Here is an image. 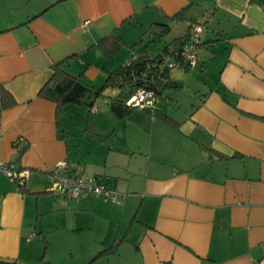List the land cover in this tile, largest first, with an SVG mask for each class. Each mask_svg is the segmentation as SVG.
I'll return each instance as SVG.
<instances>
[{
	"label": "crops",
	"instance_id": "crops-1",
	"mask_svg": "<svg viewBox=\"0 0 264 264\" xmlns=\"http://www.w3.org/2000/svg\"><path fill=\"white\" fill-rule=\"evenodd\" d=\"M194 1L0 0V82L16 100L0 115V164L27 171L18 186L0 167V258L13 262L0 264L30 263L32 250L43 244L49 250L50 232L81 238L85 230H98L99 214L106 220L99 250L117 243L113 257L129 251L116 264L264 261V0H211L207 17L220 18L215 36L201 42L217 41L197 48L193 67L210 60L200 49L212 51L222 41L223 51L212 60L218 61L217 81L186 116L170 113L164 96L151 117L141 109L124 117L134 119L130 124L115 118L107 100L104 116H90L95 103L88 109L91 129L79 138L68 112L79 117L83 106L69 103L61 114L38 96L51 64L72 54L65 71L100 86L108 71L130 60L114 65L116 54L106 56L100 39L113 34L125 44L126 35L116 32L127 24L132 33L143 32L137 20L147 9L164 22L187 7L185 31L190 20L198 22L188 16ZM85 19L90 24L82 29ZM111 91L119 98L121 90ZM59 161L122 192L124 204L92 195L76 204L53 195L49 171Z\"/></svg>",
	"mask_w": 264,
	"mask_h": 264
},
{
	"label": "trees",
	"instance_id": "trees-1",
	"mask_svg": "<svg viewBox=\"0 0 264 264\" xmlns=\"http://www.w3.org/2000/svg\"><path fill=\"white\" fill-rule=\"evenodd\" d=\"M186 9L187 7L181 8L171 15L169 19L174 21L186 20ZM190 21L191 23L181 35L172 38L154 56H151L148 53L145 46L146 41L160 40L170 32V25L167 22H153L150 24L138 39L128 47L129 50L135 52L130 60L117 66L115 69L108 71L104 82L100 86L85 85L80 82L78 76L71 75L65 71L64 67L69 62L70 58L74 56L73 54L55 61L51 64L52 73L48 80L40 87L38 96L54 102L58 112L62 111L69 103H77L86 109H90L97 98L104 96L108 97L110 110L117 118L128 117L135 108L126 105V100L135 93L137 89H148L159 99H162L164 98L163 94L165 89L177 86L176 82L172 81L170 78V66L176 64L178 67H183L184 69L190 67L188 62L182 56V51L185 45L191 40V26L194 23H200L194 22V20ZM203 26L205 29V25ZM204 29L202 33L204 32ZM202 33L199 42L196 44V57L197 48L201 44L205 45L217 41L216 39L201 42ZM98 45L103 46L104 54L110 57L124 44L118 36L109 34L104 36L103 39H100ZM111 88L124 91L126 96L124 98H118L105 95L104 91ZM15 104L16 100L12 93L0 82V115L3 110L12 107ZM159 117L175 126L178 123L167 115L161 114ZM16 146L18 145L16 144ZM23 150L24 147H19L20 153ZM117 245V243H114L107 246L95 257L104 253L116 252ZM37 260L38 261L35 263L27 264H52L47 260L44 261L45 259L43 260V257ZM0 263L13 262L0 258Z\"/></svg>",
	"mask_w": 264,
	"mask_h": 264
},
{
	"label": "rangeland",
	"instance_id": "rangeland-1",
	"mask_svg": "<svg viewBox=\"0 0 264 264\" xmlns=\"http://www.w3.org/2000/svg\"><path fill=\"white\" fill-rule=\"evenodd\" d=\"M139 2V1H137ZM153 11L144 10L141 15L138 16V24L144 25L145 30L150 26V23L153 19L157 17L154 11V9H151ZM211 12L214 10L213 8V2L211 0H195L193 5L188 11V16H192L195 18L198 22L205 25L204 32L202 33V38H208V37H214L213 34V27L217 26V20L219 15L215 13L214 17L208 18L207 16L210 15ZM16 11H13L12 13H15ZM208 18V19H206ZM155 21V20H153ZM156 22V21H155ZM167 22L170 25V32L166 34L164 37H162L160 40L157 41H146L145 46L148 51V53L151 56H154L156 53H158L172 38L179 36L181 33L184 32V29L187 26L186 21H180V22H173L169 20H164V23ZM162 23V22H161ZM131 24H136V20L134 19ZM128 24L124 25L122 29H120L116 34L120 35H126L127 39L125 40V44L120 47L115 52V62L114 65H118L120 59H124L127 61V59H130L133 56L134 51L129 50V46L132 45L133 42H135L138 37L142 34V32H133L131 30H128ZM126 29V31H125ZM142 31V30H141ZM132 39V40H130ZM223 44L222 41H218L214 43V45L211 47L212 51H208L207 48L200 49V51L205 52L207 51V54L210 57V60L204 64L201 68L198 64L197 67H189L188 69H184L182 67H173L170 69V77L172 81L176 82V84H179V86L171 87L164 90V96H168V98H165V102L167 106L169 107V112L172 114L178 115V117L186 116L192 109L193 105H195L198 101V98L200 97V94L207 91L209 85L212 86L213 83L217 81V70H218V61L213 62L212 60L216 59V55H219L220 52L223 50ZM202 48V47H201ZM106 94L113 96V92L110 90L106 91ZM117 96L119 98L124 96V93L122 91H119L117 93ZM108 97H99L95 101V109L92 110L93 114L99 113L101 116L102 109L104 106L106 107ZM103 107V108H102ZM136 109V108H135ZM65 110V109H64ZM64 110L60 111L61 114H64ZM81 113L79 114V117L77 114H74L73 111H69L68 119H74L77 120V124H71V130L75 132L77 137H81L85 132L89 131L87 129H91V120L90 116L88 115V109L82 107ZM135 112H138L137 110ZM146 113L145 111H141ZM147 114V113H146ZM151 117V113H148ZM103 115V113H102ZM66 116V115H65ZM104 116V115H103ZM115 116V115H114ZM116 118V116H115ZM126 119V118H122ZM108 120V119H107ZM134 119L130 117L129 119H126V122H130L132 124ZM73 121V120H72ZM137 122V121H136ZM140 125V124H139ZM141 126V125H140ZM140 130H143L140 128ZM136 129V127L132 126ZM138 130L140 136H146L147 132ZM100 217L99 222L97 221L98 230L94 231H83L81 234V238L79 237H71L69 234H67L65 231H53L50 232L49 235L47 234V241L49 244V250H46V244H43L42 248L40 250H32L34 256H36V259L32 260L30 263H35L38 261L37 259L42 258L44 261H48L52 264H116L115 261H122L124 256L129 252L128 250H121V255H117L113 257V254L110 253H104L101 254L99 257H95L97 253H99V249H102V245L99 243L101 240L100 233L102 230L101 227L106 224V220L101 218V215H98ZM99 236V237H97ZM121 233L118 234V238H120ZM117 238V239H118ZM42 239H37L34 242H38ZM80 241V243H79ZM71 243V245H69ZM80 244V246H79ZM95 259L93 262H91V259ZM42 260V259H41ZM91 262V263H90ZM39 263V262H38Z\"/></svg>",
	"mask_w": 264,
	"mask_h": 264
},
{
	"label": "built area",
	"instance_id": "built-area-1",
	"mask_svg": "<svg viewBox=\"0 0 264 264\" xmlns=\"http://www.w3.org/2000/svg\"><path fill=\"white\" fill-rule=\"evenodd\" d=\"M89 24L90 19H85L80 23V27L85 29ZM203 29L204 26L200 23H194L191 26V40L182 51V56L190 67H193L196 63V44L199 42ZM173 67L178 66L173 64L170 69ZM159 100L152 91L139 88L127 98L126 105L136 109L147 110L153 114ZM0 167L7 176L17 182L18 186L24 185L25 177L27 176L26 170H18L13 165L3 163L0 164ZM49 177L51 193L55 196H61L66 201H72L77 204L87 196L92 195L119 205L124 204L125 195L122 192L98 183L95 176L72 173L68 163L65 161L56 162L49 171ZM33 236L34 233L29 234L28 240H31ZM255 264H264V261Z\"/></svg>",
	"mask_w": 264,
	"mask_h": 264
}]
</instances>
